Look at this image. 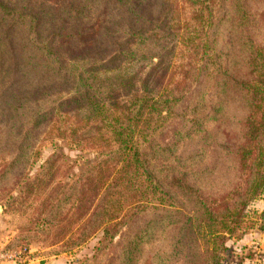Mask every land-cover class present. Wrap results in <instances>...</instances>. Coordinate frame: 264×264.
<instances>
[{
  "label": "trees",
  "instance_id": "16d2710c",
  "mask_svg": "<svg viewBox=\"0 0 264 264\" xmlns=\"http://www.w3.org/2000/svg\"><path fill=\"white\" fill-rule=\"evenodd\" d=\"M174 55L180 76L137 74L159 57L166 75ZM51 124L100 157L42 196L57 155L29 171ZM263 193L264 0H0V205L37 201L22 240L52 234L71 251L101 233L81 263L96 264L142 215L117 264H141L150 247L156 264H223Z\"/></svg>",
  "mask_w": 264,
  "mask_h": 264
},
{
  "label": "rangeland",
  "instance_id": "374dc122",
  "mask_svg": "<svg viewBox=\"0 0 264 264\" xmlns=\"http://www.w3.org/2000/svg\"><path fill=\"white\" fill-rule=\"evenodd\" d=\"M158 60L159 57H155L144 61V67H140L143 70L137 73L140 78L150 76L159 82L163 80L167 82L175 78L176 74L180 76V69L175 68L180 62L177 55H174L171 59L172 64L170 66L173 68L168 67V62L164 64L168 70L166 75L163 74L164 71H160L158 68L154 70L152 64ZM129 75H132V73H129ZM197 88L198 84L195 83L190 89L182 109L187 106L191 94ZM182 126L183 122L181 119L176 121L172 127L166 129L159 136V139L164 143L172 142L175 130ZM55 131L54 124H51L41 134L37 144L40 156L36 165L29 171L31 177L40 175L38 173L41 171L42 165L52 155H57L56 162L44 173L50 174L45 175V180L50 178L53 181L49 188L40 192L42 196H47L59 182L63 186L70 185L76 179L82 167L100 157V153L95 150H82L71 146L68 140L58 138ZM193 149L194 146L189 145L187 151H192ZM36 204V200L25 201L20 211L10 210L8 212H4V208L0 205V264H81L84 260L94 256L96 247L102 237L101 233L91 238L85 245L71 251H66L63 243L51 244L52 234L47 235L35 231L31 233L33 235L29 240H22L24 235H26L22 230L31 226L33 208ZM145 220L146 218L141 215L138 220L136 219L125 225L123 230L114 238L106 256L100 257L96 264H117L120 257L122 233L130 228H141L145 224ZM225 248L223 264H264V193L252 200L244 210L242 223L233 235H227ZM167 252L166 241L160 256L166 258ZM141 264H156V252L153 247L147 250ZM180 264H184L183 261H180ZM199 264L202 263L199 262Z\"/></svg>",
  "mask_w": 264,
  "mask_h": 264
}]
</instances>
